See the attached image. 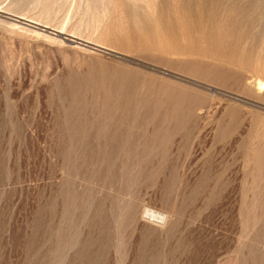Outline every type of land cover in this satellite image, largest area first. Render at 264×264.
<instances>
[{
	"label": "rangeland",
	"instance_id": "374dc122",
	"mask_svg": "<svg viewBox=\"0 0 264 264\" xmlns=\"http://www.w3.org/2000/svg\"><path fill=\"white\" fill-rule=\"evenodd\" d=\"M0 264H264V0H0Z\"/></svg>",
	"mask_w": 264,
	"mask_h": 264
},
{
	"label": "bare ground",
	"instance_id": "6f19581e",
	"mask_svg": "<svg viewBox=\"0 0 264 264\" xmlns=\"http://www.w3.org/2000/svg\"><path fill=\"white\" fill-rule=\"evenodd\" d=\"M148 212H149V214L152 215V216H157V217H160V216H161V214L155 213L154 211H150V210H148ZM161 219H162V217H161Z\"/></svg>",
	"mask_w": 264,
	"mask_h": 264
}]
</instances>
